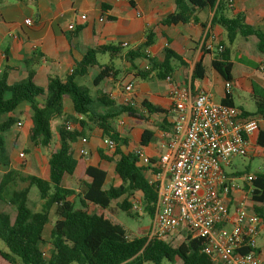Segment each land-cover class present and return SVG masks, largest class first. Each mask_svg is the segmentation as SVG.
I'll use <instances>...</instances> for the list:
<instances>
[{
	"label": "trees",
	"instance_id": "16d2710c",
	"mask_svg": "<svg viewBox=\"0 0 264 264\" xmlns=\"http://www.w3.org/2000/svg\"><path fill=\"white\" fill-rule=\"evenodd\" d=\"M19 2H36L38 0H15ZM130 2V0H129ZM224 0H174L175 11L165 16L162 26L184 25L190 21L197 22V14L202 11L213 13L210 24L221 28L228 47L216 54L210 67L223 81H231L232 62L230 49L237 36L256 40L258 52H264V28L256 27L244 15L237 14L232 18L223 16ZM264 25V15L262 17ZM154 34L147 33L146 40L139 51L128 50L125 60L135 67L134 60L145 59L149 68L137 70L140 81L151 79L165 80L174 71L173 63H183L182 57L165 47L160 61L146 57L141 53L153 43ZM202 47L205 49V45ZM206 50V49H205ZM207 52L209 50H206ZM122 53L120 46L104 45L89 49L75 63L70 76L64 81L50 77L45 88L33 84L31 79L25 82L8 85L6 74L0 76V166H8L3 135L15 124L13 114L21 104L28 105L31 127L29 140L41 148L49 149L48 177L24 175L14 170L6 172L0 180V202L9 204L15 210L13 219L0 213V240L5 251H0V264H218L203 252L200 238L190 234L184 240L166 242L147 236L129 238L125 229L110 215L115 210L126 216L137 217L132 212L134 193L141 196V206L149 217H152L157 194L153 184L143 175L137 158L124 148L128 140L119 137L116 131V120L121 114L135 117V109L130 105L117 104L110 95L97 92L91 95L88 88L75 83V78L87 75L88 70L96 68L98 73L92 80L93 86L112 76L113 69L108 65H99L98 55H107L110 60L117 59ZM205 68L201 62L194 65L191 78L202 80ZM254 113L240 109L244 116L259 117L264 121V91L252 87ZM64 100H68L76 117H63ZM220 103L233 106L232 97L227 96ZM150 114L159 112V108L142 102ZM3 117H6L3 120ZM77 117H81L78 119ZM138 118V117H137ZM62 119L57 128V144L53 142L50 123ZM67 119L78 126V129L67 130ZM139 119V118H138ZM91 125L97 128L105 140L114 142L112 156H117L114 172L120 185L103 189L106 173L98 167L85 165L83 158L73 157V145L82 138L83 130ZM152 133L142 134L141 144L151 140ZM255 144L261 151L264 149V131L259 130ZM101 160L111 162L102 151H97ZM78 187L72 190L63 186V179L76 173ZM20 184L23 186L20 187ZM35 187L39 199L43 201L40 211L34 212L28 206L30 189ZM251 198L257 205L253 211L264 221V175L259 174L252 182ZM72 197V200L69 198ZM52 214L54 222L47 242L43 231ZM49 248L43 251V245ZM259 251V250H258Z\"/></svg>",
	"mask_w": 264,
	"mask_h": 264
},
{
	"label": "crops",
	"instance_id": "0c3cea01",
	"mask_svg": "<svg viewBox=\"0 0 264 264\" xmlns=\"http://www.w3.org/2000/svg\"><path fill=\"white\" fill-rule=\"evenodd\" d=\"M224 2L226 4L224 17L232 18L242 14L254 26L264 28L262 24L264 0H234L230 6L227 0ZM174 11V0H130V2L129 0H38L33 3L0 0V76L6 74L8 85L31 79L34 85L45 88L50 77L64 81L70 76L75 63L87 50L104 45L120 46L122 53L117 59L110 60L107 55L97 56L99 65L112 67L114 75L112 74L111 77L115 78L116 84L108 88L109 82L112 81L108 77L99 85L88 89L91 95L103 92L113 96L117 104H120L125 97L131 99L130 106L135 109L136 118L121 114L116 120L119 137L128 140L124 152L132 153L134 149L139 148L146 156L155 160L162 151V144L171 134L177 112L169 98L171 84L157 79L140 81L136 75L137 70H147L150 67L148 62L143 58L136 59L135 67H131L125 60L128 50L142 49L147 33L152 32L154 37L152 45L141 51L146 57L160 61L165 47L182 57L185 65L173 63L172 85L188 86L193 94L200 91L209 93L215 102L225 98L224 81L210 67L216 54V47H228L224 31L217 25L210 24L213 15L210 11L199 12L197 22L162 26L160 21ZM82 15H85V20H81ZM100 18L102 21H99ZM26 19L31 20V25L24 24ZM69 26L72 28L69 29ZM123 42L127 43L126 47L122 46ZM209 43L213 47L207 52L202 45L206 46ZM229 49L230 55L235 49V60H237L236 62L230 58L233 83L231 97L235 106L233 97H237L239 91H246L252 97L253 86L264 91V52L257 51L254 38L243 39L239 36L235 38ZM198 62H201L205 68V77L202 80H193L192 70ZM97 73L96 68L88 70L86 76L89 82H92ZM76 79L80 78H75V83ZM207 81L210 83L209 86L205 84ZM128 82H133L135 88L133 93L127 96L123 88ZM64 101L67 103V108L64 111V102L63 117H76L69 101ZM143 101L159 108L160 111L149 114L142 106ZM23 107L25 109L22 108L19 113L24 115V118H17L11 114L15 124L4 134L8 138L5 150L9 163L7 167L0 166V180L9 170L41 179L48 177L49 149L41 148L29 140L30 110L28 106ZM5 119L6 117H3V120ZM119 121H123L124 124L119 126ZM61 122L62 119H59L50 123V130L51 126L53 127L51 133L55 135V145L57 128ZM67 124L72 125L73 129H78V126L72 122ZM260 130L264 131V121L260 123ZM145 131H150L152 137L148 143L142 145L141 138ZM82 139L86 140L84 144L81 143ZM21 142L27 147L16 149V145ZM106 143L107 140L102 138L97 128L87 125L83 130L82 138L73 145L75 159L82 157L78 155V150L84 147L87 151L82 157L85 165L98 167L106 173L104 190L121 183L114 172L117 156H112V152L107 150ZM98 150L112 161L101 160ZM21 153L23 158L19 157ZM77 174L78 169L74 175L65 177L63 186L76 190ZM144 176L149 180L146 174ZM73 177L77 182L76 189L67 185L69 178ZM139 197L141 200L140 194ZM40 202L41 208L43 201ZM118 212L119 210H115V214ZM0 213L9 215L11 219L15 216L14 208L3 202H0ZM110 216L114 219L112 215ZM53 222L54 217L51 214L43 231L45 242L49 238ZM45 230L47 234H44ZM43 248L48 249L49 245L45 243Z\"/></svg>",
	"mask_w": 264,
	"mask_h": 264
},
{
	"label": "built area",
	"instance_id": "2783aa9c",
	"mask_svg": "<svg viewBox=\"0 0 264 264\" xmlns=\"http://www.w3.org/2000/svg\"><path fill=\"white\" fill-rule=\"evenodd\" d=\"M233 2L227 0L229 6ZM80 18L86 19L85 15ZM24 24L31 25V20L26 19ZM212 47L211 43L205 46L207 50ZM222 49L217 47L218 52ZM165 81L171 84L169 98L177 112L171 134L155 160L139 148L131 153L157 194L146 236L170 242L182 241L190 234L202 240L203 252L215 263L264 264V254L256 246L264 232V221L253 211L257 204L251 198L252 182L264 171L245 176L227 171L232 158L258 155L255 138L261 119L215 102L209 93L193 94L188 86H174L171 76ZM134 88V83L128 82L123 90L128 96ZM223 88L224 96H231L233 83L224 81ZM110 98L115 101L113 96ZM120 104L131 105V99L125 97ZM123 124L118 122L119 126ZM66 129L73 127L67 124ZM106 145L113 152L114 142L107 140ZM86 154L84 147L79 148V156ZM19 157L24 156L21 153ZM142 209L139 201L132 202V210Z\"/></svg>",
	"mask_w": 264,
	"mask_h": 264
},
{
	"label": "rangeland",
	"instance_id": "374dc122",
	"mask_svg": "<svg viewBox=\"0 0 264 264\" xmlns=\"http://www.w3.org/2000/svg\"><path fill=\"white\" fill-rule=\"evenodd\" d=\"M231 58L233 61L235 60V49H233V51L231 52ZM118 64V63H116ZM210 69H208L209 72ZM112 81H110V85H108L107 87L110 88L111 85L116 84V80H114V77H111ZM76 83L79 86H83L86 88H93V84L92 82H89L88 77H84V78H80V79H76ZM207 86L210 85V83L207 81L205 83ZM104 85V84H103ZM163 86V85H162ZM234 103H235V107L237 108H241L244 111H247L248 113H254L255 111V106H254V101L252 98V95H250L248 92L246 91H239L238 92V96H234ZM65 102V101H64ZM23 106H28L26 104H21L17 110L13 113L15 115V117L17 118H24L22 114L19 113V111L23 108L25 109V107ZM67 108V103L65 102L64 105V111H66ZM67 117V116H65ZM64 117V118H65ZM71 122L70 119H67V123ZM262 126V124H261ZM51 131L53 133V127L51 126ZM53 142H55V135L53 134ZM3 140H4V146L5 144L7 145L8 143V138L6 136L3 135ZM27 147L23 142H21L20 144L16 145V149H21ZM228 172L230 171H236L238 172L239 176H245V175H249V174H253L255 171H259L262 172L264 171V149H262L261 151L258 152V155L252 158H240V157H234L231 159V166L228 168L227 170ZM238 184H243L242 181H238ZM68 186L73 187L74 189H76L77 187V182L76 179L73 178H69ZM23 185L20 184V187H22ZM137 198V200H139L140 203V197L139 194L136 193V195L134 196ZM70 200H72V197L69 198ZM41 202L39 199V194L38 191L35 187H32L30 189L29 195H28V206L32 211H39ZM132 212L137 213V217H129L126 216L123 212H118L115 214L114 219L117 223H119L126 231V234L129 238H135V237H142V236H146L147 235V231H148V226L150 224L151 218L149 217L147 214L144 213L143 209L141 212H138L137 210H132ZM44 234L46 233V230L44 232ZM170 242H174L173 240ZM256 246L258 248L259 251H261L264 254V232H262L260 234V236L258 237V239L256 240ZM0 250H6L4 244L2 243V241H0ZM48 249L43 248V251L46 252Z\"/></svg>",
	"mask_w": 264,
	"mask_h": 264
}]
</instances>
